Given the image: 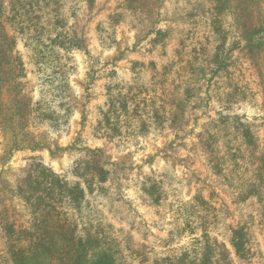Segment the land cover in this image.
Returning a JSON list of instances; mask_svg holds the SVG:
<instances>
[{
    "label": "trees",
    "instance_id": "obj_1",
    "mask_svg": "<svg viewBox=\"0 0 264 264\" xmlns=\"http://www.w3.org/2000/svg\"><path fill=\"white\" fill-rule=\"evenodd\" d=\"M81 1L87 11L96 2ZM64 2L0 0V135L8 136L7 160L20 150L44 148L30 137L31 127L58 131L74 113L69 55L86 51L87 46L69 25ZM172 3L188 21L185 32H189L170 49L172 29L158 26L162 0H122L106 23L98 25V39L105 48H114L115 31L126 24L136 31L137 44L145 42L158 53L150 62V87L132 86L127 93L108 88L106 110L94 127L97 136L116 140L178 128L204 85L206 93L214 92L229 111L249 98V88L241 78L247 63L258 70L264 112V0ZM19 40H24L43 73L38 100L26 89ZM230 113H219L203 134L206 160L213 176L234 191L238 202L256 201L264 232V143L259 132L264 116L258 125ZM85 151L70 170L78 182L67 181L35 160L11 185H5V199L20 201L27 219L23 224L12 219L0 200V264H255L257 249L248 224H226L224 211L213 207L200 192L190 205L191 224L170 231V238H160L163 246L138 243L130 232L120 239L116 233L124 230L107 225L97 208L108 204L113 208L108 184L111 171L102 163L101 150ZM139 192L144 202L158 206L164 199V182L147 177ZM88 195L98 205L85 213ZM219 222L227 230L226 239L212 234ZM185 230V237L191 239L177 246ZM161 247L168 249L159 256Z\"/></svg>",
    "mask_w": 264,
    "mask_h": 264
},
{
    "label": "rangeland",
    "instance_id": "obj_2",
    "mask_svg": "<svg viewBox=\"0 0 264 264\" xmlns=\"http://www.w3.org/2000/svg\"><path fill=\"white\" fill-rule=\"evenodd\" d=\"M122 0H96L90 11L85 10L81 0H65L64 12L73 27L86 40V51H75L68 61L70 95L74 113L68 125L58 131L48 127L29 129L30 137L44 146L32 151L20 150L7 160L8 136L0 135V200L12 219L22 223L27 219L24 209L17 199H5V185L12 184L32 161H39L65 176L69 182H78L70 170L75 161L86 154V149L101 150L102 163L111 171L108 182L114 200L103 207L86 197L83 204L85 213L90 208L100 211V218L114 230L120 239L130 232L138 243L163 246L160 238H170L168 233L191 224V202L198 192L218 210L224 211L222 219L235 226L239 222L248 224L256 244L255 264H264V232L262 231L256 201L238 202L234 191L210 172V164L202 145L206 129L219 113L231 112L243 120L263 123L261 80L258 70L251 64L243 68L242 83L249 88L247 101H239L227 111L214 92L206 93L207 85L199 94L197 102L189 107L185 119L178 128L153 130L139 137L108 140L94 132V127L106 110L108 88L111 92L127 93L132 86H151L153 74L150 62L157 59L158 50L152 51L145 42L137 44L136 31L124 24L119 26L114 38V48H105L98 39V25L106 23ZM173 0H162L158 26L172 29V40L168 49L176 47L180 39L186 37L187 23L181 11L175 9ZM19 54L27 72V91L38 100L41 97L43 73L38 70L30 50L24 40H19ZM140 65H135L136 63ZM234 68H231V71ZM232 71V73H233ZM239 71L234 76L238 77ZM44 79V78H43ZM46 85V84H45ZM246 89V88H245ZM139 95V94H138ZM139 99V96L138 98ZM211 123V125H209ZM264 143V127H259ZM147 177L164 182V199L158 206L150 205L142 199L140 183ZM11 197V194H10ZM90 204V205H89ZM85 221H88L86 218ZM114 230L110 231L111 234ZM187 230L184 237L187 236ZM226 239L227 230L223 222L212 232ZM185 237L179 245L190 241ZM170 241V240H169ZM175 241V240H172ZM159 256L165 255L161 247Z\"/></svg>",
    "mask_w": 264,
    "mask_h": 264
}]
</instances>
